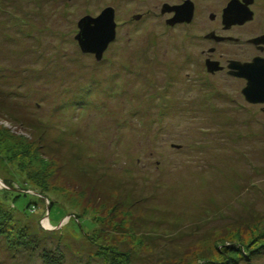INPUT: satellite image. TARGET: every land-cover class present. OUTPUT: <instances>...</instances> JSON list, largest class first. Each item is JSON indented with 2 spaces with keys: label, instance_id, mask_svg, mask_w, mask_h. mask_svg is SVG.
Here are the masks:
<instances>
[{
  "label": "rangeland",
  "instance_id": "1",
  "mask_svg": "<svg viewBox=\"0 0 264 264\" xmlns=\"http://www.w3.org/2000/svg\"><path fill=\"white\" fill-rule=\"evenodd\" d=\"M180 1L0 0V222L62 264H264V104L205 63H250L264 0L229 32L232 0H192V23L171 26L161 8ZM107 8L116 38L97 61L75 37ZM11 238L0 264H43Z\"/></svg>",
  "mask_w": 264,
  "mask_h": 264
},
{
  "label": "water",
  "instance_id": "2",
  "mask_svg": "<svg viewBox=\"0 0 264 264\" xmlns=\"http://www.w3.org/2000/svg\"><path fill=\"white\" fill-rule=\"evenodd\" d=\"M240 4L237 0H232L223 12V24L226 28L233 25H243L253 20V12L248 8L253 4V0H244ZM175 13V18L168 21L174 26L179 23H190L193 15V5L186 3L180 7L163 6L162 13ZM79 33L75 37L80 50L85 54H92L97 61H101L104 52L116 38L117 24L115 21V10L105 9L97 18L84 17L78 23ZM214 39L215 36L209 35ZM263 40H252L251 43L258 44ZM207 71L211 74L220 71L219 63L214 61L206 62ZM229 75L238 79L246 80V87L242 94L246 101L251 104H264V59L255 58L250 63L231 61L228 65Z\"/></svg>",
  "mask_w": 264,
  "mask_h": 264
},
{
  "label": "flooded vegetation",
  "instance_id": "3",
  "mask_svg": "<svg viewBox=\"0 0 264 264\" xmlns=\"http://www.w3.org/2000/svg\"><path fill=\"white\" fill-rule=\"evenodd\" d=\"M237 1H239V0H237ZM186 3H191V5H193V15H192V21H193L194 18H195V15H196V6H195V4H194V2L192 0H182V1L178 2V3H176V4H172V5L164 4L163 6L167 5V6H170V7H180V6L185 5ZM254 3H255V1H254ZM254 3H253V5H254ZM163 6H162V8H163ZM162 8H161V11H160V14L162 16L161 18H168L166 20V23L168 24V21H170L172 18H175V13H173V12L172 13H169V12L168 13H162ZM224 10H223V12H224ZM223 12H222V17H221V24H222L223 31L229 32V31H231L234 28L244 27L245 25H247L248 23H250V22H247V23H245L243 25H233V26H231L229 28H226L224 26V24H223ZM138 18H141V17H138ZM216 18H217V16L215 14H211L209 16L210 21H213V22L216 20ZM192 21L190 23L183 22V23L175 24L174 26H177V25H190L192 23ZM212 34L215 36L214 39H210L207 36H206V39L207 40H210V41H214V42L219 43V44L224 43V42H232V43L240 44V40L239 39H234L232 37L219 36V35H216L214 32H212L211 34H208V35H212ZM263 38H264V34H262V35H256L255 37H253L250 40H248V41L245 42V44H248L250 47H253L254 50H255V52H256L255 55L248 60L249 62L253 61L255 58L264 59V42L261 41L260 43H258L256 45L253 44V43H251L252 40H257V39L258 40H260V39L263 40ZM210 54H212V55L206 56L205 63L207 61H209V60L210 61H214V62L219 63V66L222 68L220 71H217V72L213 73L212 75L217 74V73H222L224 71H226V73L228 74L229 73L228 72V65H229V63L231 61H237V60H227V66L224 67L221 64L222 59L216 60V59L213 58V55L215 54V49H212V51H210ZM228 76H230V75L228 74ZM230 77H232V76H230ZM232 78H235V77H232ZM235 79H238V78H235ZM240 80H242V81L245 82V87H246V80H244V79H240ZM242 96H243V94H242Z\"/></svg>",
  "mask_w": 264,
  "mask_h": 264
},
{
  "label": "trees",
  "instance_id": "4",
  "mask_svg": "<svg viewBox=\"0 0 264 264\" xmlns=\"http://www.w3.org/2000/svg\"><path fill=\"white\" fill-rule=\"evenodd\" d=\"M11 187L13 189H16L13 186H11ZM17 190H19V189H17ZM19 191L21 192L22 190H19ZM24 191H25L24 193L22 191L24 196L31 195V193L27 192L29 190L25 189ZM20 192L8 191L6 193V194H9V197H10L9 199H11L13 205H14V201H16L22 195V194H20ZM14 195H15V197H14ZM36 206H37L36 204L29 203L26 206V210H28L30 213H32V210L37 209ZM49 214H50V210L47 212L48 216H49ZM27 219H29V218L27 217ZM7 226L9 228V231L6 229V224L3 222H0V236H4L7 233L13 234V238H11V242H14L13 244L16 247L19 246L20 248L27 250V251L40 250L43 264H62V261L64 260V255L59 249H56L55 251H49V250L42 249V248L40 249V240L33 235H29V232L25 233V231L27 232V230H25V231L20 230L17 233H14L13 232L14 229L10 228L11 226L9 223L7 224ZM16 247H15V249L17 250ZM243 254H245V253H243Z\"/></svg>",
  "mask_w": 264,
  "mask_h": 264
}]
</instances>
